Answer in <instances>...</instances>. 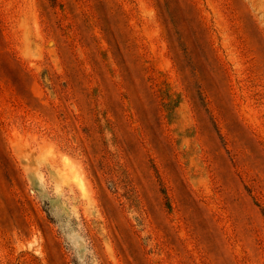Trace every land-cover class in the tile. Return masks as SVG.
<instances>
[{
  "label": "rangeland",
  "instance_id": "obj_1",
  "mask_svg": "<svg viewBox=\"0 0 264 264\" xmlns=\"http://www.w3.org/2000/svg\"><path fill=\"white\" fill-rule=\"evenodd\" d=\"M0 264H264V0H0Z\"/></svg>",
  "mask_w": 264,
  "mask_h": 264
}]
</instances>
